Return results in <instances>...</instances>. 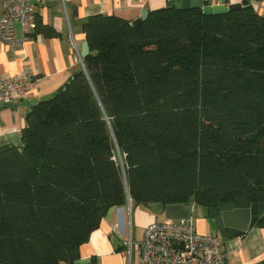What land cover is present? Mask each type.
I'll return each instance as SVG.
<instances>
[{
    "label": "trees",
    "instance_id": "1",
    "mask_svg": "<svg viewBox=\"0 0 264 264\" xmlns=\"http://www.w3.org/2000/svg\"><path fill=\"white\" fill-rule=\"evenodd\" d=\"M82 30L84 68L0 148V264H78L128 200L210 210L250 196L264 226V15L169 2L139 27L95 15Z\"/></svg>",
    "mask_w": 264,
    "mask_h": 264
},
{
    "label": "crops",
    "instance_id": "2",
    "mask_svg": "<svg viewBox=\"0 0 264 264\" xmlns=\"http://www.w3.org/2000/svg\"><path fill=\"white\" fill-rule=\"evenodd\" d=\"M225 1L215 0L214 4L239 3V0ZM33 5L36 26L29 39H25L19 26L13 45L5 46L0 39V75L28 74L36 81L35 89L26 98L0 106V148L19 147L31 106L55 97L83 69L81 51L87 41L82 27L88 18L104 15L135 21L144 10L167 8L169 0H33ZM2 13L3 0H0V19ZM44 25L53 28L57 36L46 37L42 32ZM167 219L176 222L190 219L201 234L218 236L228 256L226 264H264V226L256 225L245 236L225 239L210 218V210L197 204L165 206L163 214L154 213L147 204L111 209L100 228L81 246L78 264H128L126 240L131 237L141 242L151 224Z\"/></svg>",
    "mask_w": 264,
    "mask_h": 264
},
{
    "label": "built area",
    "instance_id": "3",
    "mask_svg": "<svg viewBox=\"0 0 264 264\" xmlns=\"http://www.w3.org/2000/svg\"><path fill=\"white\" fill-rule=\"evenodd\" d=\"M176 1L169 0L172 3ZM204 2L205 5H215L211 0ZM249 4L255 12L264 15V3L260 0H249ZM17 26L25 39H29L36 26L33 0H3L0 19V39L3 45L16 42ZM80 61L84 68L83 60ZM35 83L34 78L28 74L11 77L0 75V106L23 100L35 89ZM128 206L131 208V200H128ZM124 245L128 264H132L135 252L141 264H226L228 260L222 240L215 235L201 234L190 219L179 222L167 219L153 223L146 229L141 242H135L130 237Z\"/></svg>",
    "mask_w": 264,
    "mask_h": 264
},
{
    "label": "water",
    "instance_id": "4",
    "mask_svg": "<svg viewBox=\"0 0 264 264\" xmlns=\"http://www.w3.org/2000/svg\"><path fill=\"white\" fill-rule=\"evenodd\" d=\"M176 10L190 11L201 10L207 16L226 15L232 11L250 7L247 0L230 5H205L204 0H178L174 2ZM150 11L144 10L141 17L132 21V26L139 27L150 16ZM90 53V46L85 42L82 51L81 59L83 60ZM74 75L68 80L66 85L62 87L58 93L65 90L66 86L73 79ZM38 106L37 103L31 106L28 117ZM147 207L156 214H163L165 205L162 203H148ZM210 218L215 221L216 228L222 238L232 239L245 236L253 227L258 225L260 220L259 206L252 203L250 196H245L234 200L233 202L222 203L218 207L210 209ZM260 227V225H258Z\"/></svg>",
    "mask_w": 264,
    "mask_h": 264
},
{
    "label": "rangeland",
    "instance_id": "5",
    "mask_svg": "<svg viewBox=\"0 0 264 264\" xmlns=\"http://www.w3.org/2000/svg\"><path fill=\"white\" fill-rule=\"evenodd\" d=\"M242 1H244V0H239V2H242ZM248 1V3H249V0H247ZM262 3H264V0H260ZM211 2L212 3H214L215 2V0H211ZM222 237V236H221ZM133 264H141V263H139V259H138V256H137V254H135L134 255V263Z\"/></svg>",
    "mask_w": 264,
    "mask_h": 264
}]
</instances>
